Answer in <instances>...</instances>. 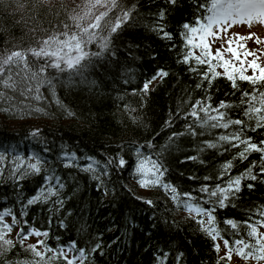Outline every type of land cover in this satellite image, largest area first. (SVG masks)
<instances>
[{"label":"trees","instance_id":"trees-1","mask_svg":"<svg viewBox=\"0 0 264 264\" xmlns=\"http://www.w3.org/2000/svg\"><path fill=\"white\" fill-rule=\"evenodd\" d=\"M120 3L132 9L130 18L111 34L108 50L92 57L91 63L85 61L87 67L80 73L48 69L37 77V84L28 85L31 93L18 85L22 80L14 71L3 73L5 79L11 76L16 82L15 88L0 83V213L10 212L3 223L17 233L22 229L25 233L47 232V236L40 235L44 244H38L46 257L54 252H47L45 245L63 249L68 258L79 257V252L70 251L75 242L77 248L85 249L83 264H230L231 260H221L226 255L217 252L214 244L221 242L224 247V239L241 238L245 221L264 220L260 215L264 210L261 153L233 160L232 169L221 177V166L237 150L211 149L205 144L231 129L196 127L204 134L191 135L187 128L195 125L187 114L196 101L213 106L222 100L238 104L240 93L232 95L235 90L223 76L209 86L202 79L206 64L183 63L189 50L183 24L194 23L200 14L195 0ZM161 11L163 20H159ZM119 14L118 9L110 11L102 27ZM71 18L65 8L44 5L43 0H0V53L35 48L51 35L74 31ZM158 21L171 40L153 31ZM107 34L105 27L100 35ZM88 51H99L98 44L88 45ZM192 51L199 55V49ZM42 62L29 56L31 71ZM161 70L168 75L153 80ZM216 71L223 73V68ZM238 83L249 87L246 82ZM230 117L243 118L237 108L230 110ZM261 132L264 129L249 130L247 135L259 143L264 139ZM147 157L162 162L167 169L162 179L177 189L181 199L189 193L191 203L206 208L213 205L203 201L215 198L201 192V187L226 186L229 176H239L253 162L258 180L243 179L241 192L229 206L217 208L214 215L221 238L213 241L200 230L199 217L194 219V213L178 207L171 193L166 194L163 187L143 190L137 184L136 166ZM31 160L39 172L28 167ZM90 164L92 169L86 171ZM249 183L252 189L246 187ZM37 196L40 199L29 205L28 200ZM13 216L18 223L12 224ZM226 219L241 229L233 230L224 224ZM15 238L14 246L0 254V264H35L38 258L29 249L31 244L17 234ZM50 264L66 262L60 258Z\"/></svg>","mask_w":264,"mask_h":264},{"label":"snow or ice","instance_id":"snow-or-ice-1","mask_svg":"<svg viewBox=\"0 0 264 264\" xmlns=\"http://www.w3.org/2000/svg\"><path fill=\"white\" fill-rule=\"evenodd\" d=\"M168 2L175 4L176 0H168ZM195 2L197 11L200 14L195 17L194 23L183 24L185 31L182 35L184 36L185 46L189 49L184 54L183 63L195 60L197 65L206 64L207 71L203 73L202 79L208 81L209 86H211L213 80L223 76L231 83V88L235 90L231 94L235 95L236 92H239L240 98L238 104L222 100L215 106L196 101L192 105V111L187 114L193 118L195 127L189 125L187 131L191 135H203V132L198 133L196 131V127L231 129V131L219 134L215 141L206 142L205 144L206 148L211 149L237 150L232 160L226 161L221 166L220 176L226 175L232 169L233 160H247L249 154L254 152L261 153L260 173L264 175V139L256 143L253 142L251 136L247 135L249 130L257 132L258 129H264V66L259 63L260 56L257 55L256 51L248 50L246 43H241V41L251 40L255 35L254 33H250L246 37L239 34H233L231 38L227 36L229 29L234 26L246 25L249 28L256 24L264 26V0H195ZM97 8H103L104 11L95 14L94 10ZM113 9H118L120 14L115 16L114 20L105 26L108 34L100 35L105 30L101 22L105 20ZM131 14L132 9L122 8L120 0H85L81 13L71 18L75 31L67 30L58 35H51L40 41L35 48L0 53V83H3L5 87L15 88L16 82L12 80L11 76L5 79L3 73L10 71L13 65L21 63L31 71L32 66L29 63V56L35 57L37 62L43 61L39 63L36 71H31L32 79H36L48 69H55L58 72L80 73L82 69L87 67V64L84 63L85 61L91 63L92 57L98 58L108 50L111 34L116 33L121 28V25L130 18ZM158 15L159 20H163L165 13L161 11ZM85 20L90 22L84 23ZM164 27L165 25L158 21L153 31H156L158 35L162 34V39L171 40V34L164 31ZM65 28L68 29L69 26L65 25ZM221 39L224 40V43H221L220 47L216 48L213 53L212 45ZM256 42L260 43L261 41L257 38ZM225 43L227 47L224 46ZM90 44H98L99 51H88V45ZM192 49H199V55H196ZM226 53L230 54L227 58H225ZM249 56L252 57L251 60L248 59ZM214 61L215 63H213ZM237 62L239 66H237ZM217 67L223 68V73L217 72ZM249 69H251V75L246 74ZM190 70L196 71V69ZM167 75V72L161 70L152 79L155 80L157 77ZM238 81L246 82L249 87L245 89ZM45 82L50 83V81ZM149 83L151 81L144 84V91H147ZM197 87H202V84L198 83ZM226 95L228 94L226 93ZM233 108L239 109L243 118L232 119L230 110ZM200 113H204V116L201 117ZM184 134L174 133L173 135ZM259 134L264 135V132ZM169 139L171 140L172 138L170 137ZM151 146L150 143L149 147ZM188 159L195 160L197 157H188ZM119 164L123 167L125 161L121 159ZM28 167L34 172L40 171L37 164H30ZM254 167H256V162H253L239 176H229L226 186L217 184L215 188L201 187V192L215 198L214 200L203 201V204L213 205V207L209 208L204 207L202 204L194 205L191 203L193 197L189 193L183 194L184 198L181 199V194L177 192V189L165 183L162 179L167 169L163 167L162 162L159 160L151 157L142 158L136 166V173L141 176L139 180L140 187H163L166 190V194L171 193V198L177 202L178 207L187 210L190 215L194 213V219L199 217L196 222L200 225V230L213 241H216L221 238V233L216 227L214 213L217 208L228 207L231 200L237 197V194L241 192L243 179L258 180V176L253 174ZM91 169L92 165L90 164L88 169L85 170ZM208 179H211V177H205V180ZM260 182L264 183V179H261ZM246 187L252 189L254 185L249 183ZM48 194L53 195L54 193L49 189ZM39 199V196L30 199L28 204L31 205ZM149 203L151 202L149 201ZM7 215H10V212L0 213V224H3V229L5 230L0 231V242H2L0 243V254L14 246L12 240L5 239L7 233L12 231V225L3 223L4 217ZM260 215L264 216V210L260 211ZM16 223L18 221L13 216L12 224ZM224 224L229 225L233 230L241 229V226L232 219H226ZM259 228H264V220L245 221L244 227L241 229L244 235L241 238L232 242L227 239L223 240L226 256L221 257V260H231L232 253L235 252L236 256L245 261L248 259L264 261V232H261ZM233 234L240 235L238 232ZM28 235L47 236L48 233L39 231L25 233L23 229L17 233L21 240L27 239ZM37 244H44V241H38ZM28 247L35 257L38 258L35 264H50L51 260L60 258H63L66 264H74L77 259L80 260V264H83L85 256V249L77 248L75 242L70 246V251L79 252V257L73 256L72 258H68L67 253L63 249L56 251L45 245L47 252H54L52 257H46L44 252L38 250L37 245H29ZM96 247H99V245ZM214 248L217 252L220 251L219 244H214ZM92 251H95V249H92ZM217 264H219V261Z\"/></svg>","mask_w":264,"mask_h":264},{"label":"rangeland","instance_id":"rangeland-1","mask_svg":"<svg viewBox=\"0 0 264 264\" xmlns=\"http://www.w3.org/2000/svg\"><path fill=\"white\" fill-rule=\"evenodd\" d=\"M44 5H48V6H54V7H61V8H65V10L70 14L71 17L77 15L78 13H81L82 8L85 4V0H43ZM100 11H104L103 8H97L94 10L95 14H98ZM90 22L89 20H85L84 23H88ZM71 26L73 27V30L75 31V27L73 26V21ZM250 33H254L255 35L253 36V38L251 40H247V41H241V43H246L247 45V49L248 50H255L257 55L260 56V60L259 63H261L262 66H264V26H261L259 24H256L254 26H252L251 28L247 27L246 25H238V26H234L231 29H229L227 36L229 38H231L233 36V34H239L240 36H248ZM223 36V34H221ZM259 38V40L261 41L260 43L256 42V39ZM221 43H224V40H217L213 45H212V50L213 53L215 52L216 48H219ZM225 47H227V44H224ZM235 46V44H234ZM230 54L226 53L225 54V58H227ZM249 60L252 59L251 56L248 57ZM14 66V65H13ZM12 66L11 71L18 76V78L22 81H20L18 83L19 86H23V90L26 91V93H31V87L28 86L29 84H31V82L33 84H37L38 83V78L36 79H32L31 75L29 77L28 74H31V72H28L26 70V68L24 67V65L19 64V65H15L14 67ZM237 66H239L238 62H237ZM248 75H251V69L248 70V72L246 73ZM31 78V80H30ZM40 80H42L41 78H39ZM37 82V83H36ZM25 85V86H24ZM39 85V84H38ZM43 85V84H41ZM37 87V86H36ZM42 87V86H41ZM44 87V86H43ZM21 89V88H20ZM34 90V89H32ZM26 97H29L28 94H25ZM13 124V123H11ZM15 124V123H14ZM2 159V157H1ZM30 164H35L33 160L30 161ZM141 179V176L137 173V184H139V180ZM140 186V184H139ZM147 188H154V187H147ZM143 190H148L143 188ZM264 230V229H262ZM5 231V230H3ZM264 232V231H263ZM16 234L17 232L12 231L7 233V235L5 236V239H10L12 241H14V239H16ZM43 239L42 236H34L31 235L29 236L27 239H25V241L28 242V244L31 245H37L38 250L42 251V248H39V245L37 244L38 241H41ZM24 241V242H25ZM218 244L220 245V252L222 254L226 255V250L224 249V247L222 246L221 242H218ZM243 261L238 259V256H236V254L232 253V258H231V262L230 264H264V261H247V263H242Z\"/></svg>","mask_w":264,"mask_h":264}]
</instances>
